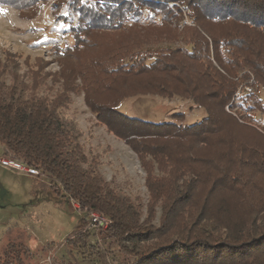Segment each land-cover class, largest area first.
Segmentation results:
<instances>
[{
	"label": "trees",
	"instance_id": "obj_1",
	"mask_svg": "<svg viewBox=\"0 0 264 264\" xmlns=\"http://www.w3.org/2000/svg\"><path fill=\"white\" fill-rule=\"evenodd\" d=\"M42 3L0 0L27 21ZM52 14L72 36V46L53 48L61 72L22 74L19 56H0V156L38 170L61 198L110 221L102 241L98 228L79 221L55 264H264V127L252 123L264 114V0H57ZM114 34L143 39L111 40L117 46L99 57ZM126 83L143 86L135 95L184 98L208 117L192 126L178 124L184 115L160 124L128 117L118 111L127 94L111 96ZM80 88L139 156L149 209L161 205L158 227L105 180L64 115ZM232 125L255 141L227 138ZM214 147L217 154H204ZM231 211L239 216L230 219ZM28 254L9 243L0 264H25Z\"/></svg>",
	"mask_w": 264,
	"mask_h": 264
},
{
	"label": "rangeland",
	"instance_id": "obj_2",
	"mask_svg": "<svg viewBox=\"0 0 264 264\" xmlns=\"http://www.w3.org/2000/svg\"><path fill=\"white\" fill-rule=\"evenodd\" d=\"M56 1L47 0V4L42 3L39 16L31 21L22 20L16 10L0 5V9H3L0 12V56L6 51L19 56L22 74L29 69L43 75L59 73L62 70L53 56V48L56 45L72 46V36L68 24L52 14V5ZM134 35L114 34L96 52L99 57H104L122 40L127 43L130 39H143L141 34ZM111 40L117 45L110 43ZM133 48L135 47H131ZM75 80V84L82 87L81 81L76 78ZM244 87L250 88L249 85ZM118 88L111 96L118 99L123 93L127 94L121 100L118 111L131 118L160 124L172 121L176 115H184L183 121L178 124L192 126L208 117L204 108L197 107L184 98L135 95L143 86L134 83H126ZM242 92L239 91L237 96L242 95ZM69 97V106L64 115L75 122L82 133L81 143L86 154L98 166L107 182L120 188L133 203L139 205L142 222L148 218L150 225L158 227L162 215L161 205L149 209L151 196L147 188L148 174L137 153L97 117L86 102L87 94L84 90L80 88V91L70 94ZM259 97L264 103L262 88L259 89ZM252 121L253 125L264 127V114H254ZM227 136L239 143L255 141V138L249 137L247 131L233 125L228 129ZM217 149L203 148L206 156L217 154ZM154 172L156 176L160 175L157 168ZM49 182L44 176L34 177L0 165V261L3 249L9 243H22L30 252L24 257L25 264H55L61 256L58 252L60 244L65 242L79 221L85 225L88 223L86 212L72 200L61 198ZM227 199L228 196H222L219 200L225 204L228 203ZM230 215V219L239 216L234 211ZM108 228L99 230L100 241L108 236Z\"/></svg>",
	"mask_w": 264,
	"mask_h": 264
},
{
	"label": "built area",
	"instance_id": "obj_3",
	"mask_svg": "<svg viewBox=\"0 0 264 264\" xmlns=\"http://www.w3.org/2000/svg\"><path fill=\"white\" fill-rule=\"evenodd\" d=\"M244 91L251 92V89L245 87ZM0 165L2 167L10 168L18 172H23L27 175L34 176V177L40 175V172L38 170L29 168L23 164L17 163L15 161H12L6 158L0 159ZM87 222L91 227L98 228L99 230H102V231L104 230L103 228L106 229L110 225V221L107 218L102 217L96 212H89L87 214Z\"/></svg>",
	"mask_w": 264,
	"mask_h": 264
},
{
	"label": "snow or ice",
	"instance_id": "obj_4",
	"mask_svg": "<svg viewBox=\"0 0 264 264\" xmlns=\"http://www.w3.org/2000/svg\"><path fill=\"white\" fill-rule=\"evenodd\" d=\"M0 12H3V9H0Z\"/></svg>",
	"mask_w": 264,
	"mask_h": 264
}]
</instances>
